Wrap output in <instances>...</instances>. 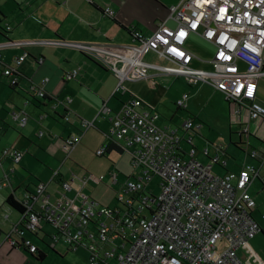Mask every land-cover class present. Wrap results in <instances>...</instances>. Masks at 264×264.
<instances>
[{
    "label": "built area",
    "instance_id": "1",
    "mask_svg": "<svg viewBox=\"0 0 264 264\" xmlns=\"http://www.w3.org/2000/svg\"><path fill=\"white\" fill-rule=\"evenodd\" d=\"M104 14L111 16L108 8ZM169 18L175 21V27L162 22L151 33L132 27V42L128 44L4 40L0 50L31 45L74 49L99 62L116 78L115 93H125L128 83L158 75L183 77L189 85L206 84L223 95L231 106L235 125L241 128L239 135H247V127L240 122L242 115L248 121L264 119V108L255 102L258 81L264 76V0H180L170 7ZM9 29L5 24V30ZM191 34L213 47L209 61L186 49ZM147 53L163 63L146 61ZM25 57L22 54L14 59L13 66L1 69L9 87L19 83L18 67ZM193 61L208 62L215 69L194 68ZM78 72V68L73 69L64 78L75 79ZM46 81L29 87L39 100L47 97L42 88ZM188 99L183 93L175 101L176 108L186 109ZM70 102V98L56 100L48 111L61 105V119L70 124ZM48 111L40 118H46ZM10 115L19 127L25 126L24 112L12 111ZM99 116L109 126L105 141L116 142L130 156L129 175L111 170L97 177L100 182L108 178L116 205L105 207L85 198L80 206H74V199L66 196L71 187L63 179L59 180L61 198L53 202L46 185L37 183L21 200L25 210L10 232L3 235L0 246L22 247L29 254L39 250L33 241L49 249H55L58 243L82 247L88 254L87 264H244L237 250L259 232L250 216L255 202L247 191L258 175L256 169L244 165L237 172L215 175L212 166L225 168L226 161L218 155L207 163L199 159L208 156V148L199 150L195 146L193 119L188 117L178 127H159L155 124L158 114L145 108L138 98L131 96L116 111L104 101L96 114ZM76 121V132L64 140L67 157L84 133L94 127V119L77 117ZM43 134L38 132L39 137ZM215 148L222 151V146ZM105 150L101 147L95 155L102 156ZM248 155L264 162V147L250 149ZM21 157L22 153L14 148L0 149V165L3 159L18 163ZM58 176L54 170L50 181ZM154 178L156 195L148 190ZM87 179L81 180L82 186ZM6 183V179L0 181V187ZM38 233L43 234L42 239Z\"/></svg>",
    "mask_w": 264,
    "mask_h": 264
},
{
    "label": "crops",
    "instance_id": "2",
    "mask_svg": "<svg viewBox=\"0 0 264 264\" xmlns=\"http://www.w3.org/2000/svg\"><path fill=\"white\" fill-rule=\"evenodd\" d=\"M179 1L0 0V43L4 40L62 39L69 42L102 43L114 41L120 44H128L132 42L130 34L132 27L145 33H151L157 24L162 22L169 27H175L176 23L169 18V13L170 7L177 5ZM105 8L110 10L111 16L104 14ZM5 24L10 26L9 30H5ZM191 36L202 40L194 34H191L189 39ZM202 41L211 47L213 53V47L204 40ZM22 54L26 55L18 67L22 79L19 80L16 86L9 87L7 80L0 73V149L14 148L22 153L18 163L3 159L0 165V181L7 180L6 185L0 187V243H2L3 235L9 233L12 226L19 220V213L6 203L9 196H13L14 199L20 201L25 195L33 191L37 183H43L46 185V190L50 193L53 202L61 198L62 190L59 183L50 181L54 170L58 171L59 178L70 185L71 191L66 192V196L74 199V206H80L85 198L98 204L99 202H105L106 197H103L102 194L91 193V196H87L83 194L84 190L81 191L79 196H76V191L79 189L80 177L78 173L80 172L78 169L80 168L72 159L77 160V158L84 155L86 150L82 148L83 145H89L95 151L101 147H106L105 155L109 158L112 154L121 156L128 153L119 147L116 142L112 140L105 141L104 134L108 130V123L102 116L96 117L98 109L104 101H107V106L111 110L116 111L123 102L132 96L140 99L145 108L152 109L146 104L145 100L128 93V89L125 93H115L116 78L99 62L74 49L49 45H31L21 49H1L0 71L5 66H13L14 59ZM197 63L199 65L209 64L208 62L193 61L192 65L195 67ZM76 68L79 69L78 76L75 79L66 80L64 75ZM195 68L208 70L202 67ZM151 74L153 73L151 72ZM162 77L172 78L167 75H158L148 78L144 82L152 78ZM44 79L47 81L42 88L47 98H49V101L46 102L39 100L29 89L30 85L39 86ZM196 85L207 86L213 96L224 99L221 93L210 86L206 84ZM66 98L71 99L69 105L72 111L70 124L61 119V114L64 112L61 105H58L51 112L48 111L49 105L56 103V100L62 101ZM217 107L216 109L219 111L221 107L219 109ZM230 109L228 105L227 114ZM12 111H21L26 114L27 122L24 127H19L11 119L10 114ZM44 111H48L49 114L46 118L41 119L40 115ZM223 113L225 112L223 111ZM77 117L86 120L94 119V127L93 130L86 131L81 137L80 142L83 145H79V142L67 157L68 148L64 140L70 133L76 132ZM240 121L246 122L243 124L248 131L247 135L241 136L239 135L241 128L239 125H235L238 129L237 142L234 145L235 148L250 158L248 155L250 149L260 150L264 147V120L248 121V119L246 120L241 116ZM39 131H44L43 136H38ZM194 135L196 136V134ZM195 138L194 143L197 149L208 148L207 157L199 156L200 159H203V162L207 163L212 156L217 155L226 161L225 168L219 167L221 168L220 173L215 175L222 176L229 171L237 172L242 166L248 165L242 164L237 169L230 170L227 164L229 156L225 147H222L223 151L218 152L214 146L208 147L207 143L210 144L209 142L204 143L203 146ZM246 141L248 144H246ZM107 147H111V149ZM116 148L119 149L121 154L117 152ZM211 148L213 151H211ZM250 161V165L256 169L258 175L251 180L247 191L249 192L254 180L260 182L263 190L264 162L261 158ZM111 164L113 165V163ZM214 166L218 165H213L212 168ZM103 191L106 194L109 193L108 189L103 188ZM250 216L260 229L246 246L237 250V256L244 264H264V223L261 224L264 216L256 208V205L251 210ZM40 234L38 233L37 237L42 239L43 237L41 238ZM14 239H16L15 236ZM33 242L36 243L37 241ZM39 250L41 249L39 248ZM58 256L61 255L58 254ZM0 264L35 263L28 255L23 254L20 248L1 245Z\"/></svg>",
    "mask_w": 264,
    "mask_h": 264
},
{
    "label": "rangeland",
    "instance_id": "3",
    "mask_svg": "<svg viewBox=\"0 0 264 264\" xmlns=\"http://www.w3.org/2000/svg\"><path fill=\"white\" fill-rule=\"evenodd\" d=\"M186 49L192 54L198 56L200 59L206 61L212 57L211 47L202 40L193 36H191L187 41ZM144 59L152 63H163L162 60L155 58L149 53L145 55ZM195 65V67L207 68L209 70L215 69V67L211 64L199 65L197 63ZM258 85L259 89L256 94L255 102L264 108V76L259 79ZM125 89H128V93L145 100L146 104L156 111L158 114V120L156 121L157 126L178 127L188 117H190L193 119L194 123V132L196 134V136H194L196 137L195 140L203 146L204 143L209 142L210 144L207 143L208 147L211 145L214 147L222 146L227 149V154L229 156L227 164L230 170H235L242 164L250 165V160L252 159L248 158L244 155V153L235 148L234 144L237 142L238 127L235 126V116L232 115V112L229 111L227 114V107L229 104L222 97L213 96L209 87L204 85H188L183 77H177V79L162 77L152 78L140 83H128L125 85ZM183 93L188 94L189 99L186 109L179 110L175 106V101ZM216 107L218 109L221 107L222 110L220 108L218 111ZM229 107L231 108L230 105ZM223 111L225 113H223ZM41 116H43V114H41ZM242 118L247 120L245 115H242ZM242 123L246 122L242 121ZM91 130H93V128L89 129V131ZM79 145L83 144L80 142ZM83 146L84 147L82 148L86 150L84 155L77 158L78 161L72 159L80 168L78 169L80 172L78 173V176L80 177L79 188L80 186L83 187V194H86L87 196H91V193L102 194L103 197H106V200L102 203L99 202V205L114 207L116 205V201L114 199V192L112 191L113 187L110 188L111 186L108 184V178L106 177L105 181L100 182L97 180V177L99 175H106L108 173V169L109 171L116 170V172L121 174V176L129 175L132 172L130 168L129 154L125 153L121 156L112 154L111 158L106 155L98 157L94 153L95 150L89 145ZM211 151H213L212 148ZM200 160L203 162L202 158ZM111 163H113V165ZM220 169L221 168H219V166H214L212 168V172L214 174H219ZM87 177H89L88 179L90 181L88 180L85 185L82 186L81 180L87 179ZM156 185L157 179L154 178L148 187V190L154 195L158 193ZM103 188L108 189L109 193L106 194V192L103 191ZM248 193L254 199L256 208L264 216V189L262 190L261 184L258 180L253 181ZM261 221V224L264 223L263 219ZM43 227L46 231H49V228L45 224ZM39 236L42 238L43 234L41 233ZM36 245L45 254L44 260L38 264H86L88 259L87 251L82 247H78L75 250L67 252L66 246L62 243H58L55 247V251L61 255L58 256L56 252L48 248H44L40 242L37 241ZM24 253L25 252L23 251V254Z\"/></svg>",
    "mask_w": 264,
    "mask_h": 264
},
{
    "label": "trees",
    "instance_id": "4",
    "mask_svg": "<svg viewBox=\"0 0 264 264\" xmlns=\"http://www.w3.org/2000/svg\"><path fill=\"white\" fill-rule=\"evenodd\" d=\"M22 79V75L20 74V72H19V80H21ZM43 101H49V98H47V97H45L44 99H43ZM227 102V101H226ZM228 103V102H227ZM229 104V103H228ZM195 134V133H194ZM195 136V135H194ZM109 141V140H108ZM108 141H106V142H108ZM107 148H109V149H111V147H107ZM108 149V150H109ZM116 150H117V152L118 153H120L121 154V152L119 151V149L118 148H116ZM104 155H105V153H104ZM104 155H102V156H104ZM59 174V173H58ZM60 176V175H59ZM59 176H58V179L56 180V182H58L59 183V180L60 179H62V178H59ZM6 203H7V205L9 206V207H11L13 210H15L17 213H19V216L24 212V210H25V208H24V204H23V202L20 200V201H18V200H16V199H14V197L13 196H9L8 198H7V200H6ZM22 251H24L28 256H29V258H31V260L34 262V263H36V264H38V263H41L43 260H44V258H45V254L44 253H42V251L41 250H38L36 253H34V254H29L24 248H22V247H19ZM78 248V247H77ZM77 248H70V247H66V251L68 252V251H72V250H75V249H77ZM49 249V248H48ZM50 250H52V251H54V252H56L55 251V249H50Z\"/></svg>",
    "mask_w": 264,
    "mask_h": 264
},
{
    "label": "bare ground",
    "instance_id": "5",
    "mask_svg": "<svg viewBox=\"0 0 264 264\" xmlns=\"http://www.w3.org/2000/svg\"><path fill=\"white\" fill-rule=\"evenodd\" d=\"M106 15V14H105ZM134 28V27H133ZM257 91H258V88H257ZM256 150V149H255ZM258 151V150H257ZM260 229V228H259Z\"/></svg>",
    "mask_w": 264,
    "mask_h": 264
},
{
    "label": "water",
    "instance_id": "6",
    "mask_svg": "<svg viewBox=\"0 0 264 264\" xmlns=\"http://www.w3.org/2000/svg\"><path fill=\"white\" fill-rule=\"evenodd\" d=\"M29 57V56H28ZM30 58V57H29Z\"/></svg>",
    "mask_w": 264,
    "mask_h": 264
}]
</instances>
